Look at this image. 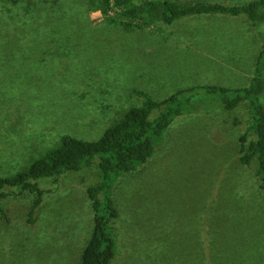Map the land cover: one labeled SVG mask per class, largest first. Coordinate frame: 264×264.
<instances>
[{"label": "rangeland", "instance_id": "374dc122", "mask_svg": "<svg viewBox=\"0 0 264 264\" xmlns=\"http://www.w3.org/2000/svg\"><path fill=\"white\" fill-rule=\"evenodd\" d=\"M40 3L0 0V33L12 20L14 38L26 40L0 44V175L27 169L65 134L100 139L143 104L139 92L161 101L184 89L183 113L157 138L154 155L111 182L108 194L119 210L112 264H264V194L255 166L240 162L252 114L246 104L227 110L223 93L208 89L251 84L264 22L199 15L128 29L90 0H60L61 7L48 0L46 13ZM38 31L48 32V42L35 41ZM232 33L237 39L218 46V37ZM215 44L245 52L242 66L212 64L201 53ZM98 163L42 180L32 222L36 194L5 189L10 215L0 220V264H81L95 218L87 188L105 181Z\"/></svg>", "mask_w": 264, "mask_h": 264}, {"label": "trees", "instance_id": "16d2710c", "mask_svg": "<svg viewBox=\"0 0 264 264\" xmlns=\"http://www.w3.org/2000/svg\"><path fill=\"white\" fill-rule=\"evenodd\" d=\"M9 1L14 5L20 0ZM55 1L61 7L60 0ZM46 2L48 0H41L40 3V8H44L45 13L48 12ZM90 4L92 9L100 10L108 21L119 23L128 29L151 28L157 18L165 24H173L179 19L191 16L217 14L245 15L254 25L264 22V0H253L239 5L206 0L185 4L174 0H90ZM9 25L16 26L12 20L4 23L7 28L0 33V44L4 43L9 47L10 44L25 42L21 37L14 38L15 33ZM38 33L35 41L42 39L41 41L48 42L47 31ZM208 89H219L223 93L222 100L227 110H234L242 104L250 109L252 121L247 132L240 138V162L248 167L255 166L259 187L264 194V43L256 64V76L248 87L230 89L213 86ZM185 92L184 89L179 90L161 101L139 92L146 97L143 104L132 106L124 117L106 129L100 139L90 141L65 134L57 147L34 160L27 169L14 175H0V220L9 221L7 199L10 193L5 191L6 188H13L19 193L36 194L29 213V222H32L45 193L40 186L42 180L80 171L97 159L105 181L87 188L95 218L91 237L81 255V264H112L117 255L114 226L119 210L108 194L111 182L113 178L135 170L154 155L157 138L183 113L179 99ZM160 109L164 110L158 117L153 118L154 112ZM238 123L239 121L235 122ZM249 135L255 138L249 139ZM103 193L106 194L102 198L100 194Z\"/></svg>", "mask_w": 264, "mask_h": 264}, {"label": "crops", "instance_id": "0c3cea01", "mask_svg": "<svg viewBox=\"0 0 264 264\" xmlns=\"http://www.w3.org/2000/svg\"><path fill=\"white\" fill-rule=\"evenodd\" d=\"M206 17L207 18H212V17L221 18V16H219V14H217V15H209V16H206ZM233 17L237 18V16H233ZM246 19H247V21H250L248 18H246ZM225 23H226V21H225ZM207 26H209V25H207ZM211 26H213V25H211ZM249 26H250V28H247ZM249 26L243 27L244 34L248 33V32H251V28H253V25L249 24ZM217 28H221L224 32H226L224 26H218ZM235 29H239V27H237ZM224 32H217V33H223L224 34ZM218 38L220 40V44L218 46H220L221 43L231 44V41L237 39V37H235L234 33L227 34L226 36H222V37H218ZM244 39L247 40L248 37L244 36ZM255 39H258V38L255 37ZM218 46H216V44L213 45V46L212 45H207L206 48L204 47L205 49H203V50L201 49L202 50L201 54L206 59H209L212 62V64L213 63H217V64H220V65H227V64H237V65L240 64L241 65V62H239V60H242V59L245 58V52H240V51L237 52L236 50H229V49H225V48H219ZM261 49H262V47H260L259 51L257 52V54H258L257 58L259 57ZM228 50L231 51L232 54H229ZM229 58H231L233 60V62L226 63L227 61H229ZM256 64H257V62H256Z\"/></svg>", "mask_w": 264, "mask_h": 264}]
</instances>
